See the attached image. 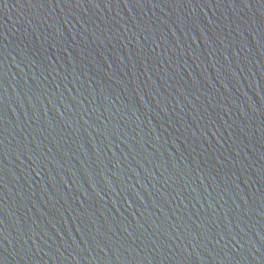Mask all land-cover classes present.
<instances>
[{"label":"water","instance_id":"95a60500","mask_svg":"<svg viewBox=\"0 0 264 264\" xmlns=\"http://www.w3.org/2000/svg\"><path fill=\"white\" fill-rule=\"evenodd\" d=\"M0 264H264V0H0Z\"/></svg>","mask_w":264,"mask_h":264}]
</instances>
